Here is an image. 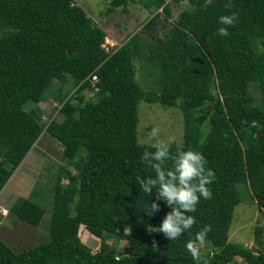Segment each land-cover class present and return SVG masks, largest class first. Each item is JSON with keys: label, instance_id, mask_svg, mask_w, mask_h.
Listing matches in <instances>:
<instances>
[{"label": "trees", "instance_id": "obj_1", "mask_svg": "<svg viewBox=\"0 0 264 264\" xmlns=\"http://www.w3.org/2000/svg\"><path fill=\"white\" fill-rule=\"evenodd\" d=\"M128 1L111 0L108 12ZM137 1L153 11L145 30L157 26L162 39L136 32L108 50L106 31L74 0H0V193L45 130L66 160L53 186L50 237L21 252L0 237V264H196L186 244L205 225L209 264H264L262 229L253 247L230 240L241 201L254 199L264 212V0H230L228 9L229 0H174L190 2L176 16L167 0ZM232 13L230 34L218 35L219 17ZM143 60L149 87L137 79ZM57 86L61 119L46 123L39 106L26 105ZM142 100L180 108L183 142L170 152H201L215 172L212 198H200L188 213L195 224L173 241L146 231L171 209L137 183L155 176L141 159L154 151L139 141ZM151 201L160 211L148 216ZM9 212L38 226L45 208L28 197ZM81 225L101 239L98 251L82 240ZM110 234L127 242L124 250L108 243Z\"/></svg>", "mask_w": 264, "mask_h": 264}, {"label": "rangeland", "instance_id": "obj_2", "mask_svg": "<svg viewBox=\"0 0 264 264\" xmlns=\"http://www.w3.org/2000/svg\"><path fill=\"white\" fill-rule=\"evenodd\" d=\"M167 1L170 2L175 16L190 5L189 1L181 3H176L174 0ZM74 2L80 4L93 17L94 22L106 31L104 47L108 50L120 46L136 32H141L155 42H159L163 37L162 31L158 30L157 26H153L149 31L145 30L144 25L153 15V11L145 8L137 0H129L127 5L119 6L111 12H108L111 0H74ZM137 79L145 87L151 85V75L148 73L144 60L137 61ZM57 88L58 86L53 88L47 100L39 103L29 101L26 108L32 109L39 106L46 123L54 118L60 120L61 103L54 97L57 94ZM67 90L73 93L74 87L69 86ZM253 94L256 98L259 95L255 89ZM139 118L138 136L142 143L167 142L169 138H173L174 143L177 144L183 142L184 115L180 108H165L160 103H149L142 100L139 105ZM153 129L157 130L158 135H152ZM60 144L45 130L0 194V204L2 203L7 208L21 198L28 197H34V200L45 208L42 222L38 226L31 225L16 216H10L7 210L3 212L5 213L3 217L0 215V237L16 252L31 248L50 237L53 186L61 165L66 163L63 145ZM3 209L1 206L0 210ZM256 228L264 231V212L259 209L256 200L246 198L235 208L230 240L253 247ZM80 236L94 252L99 250L101 239L90 234L84 225L80 227ZM108 243L116 246L120 251L124 250L127 245L125 240L119 239L115 234H110ZM203 247L207 250L205 245Z\"/></svg>", "mask_w": 264, "mask_h": 264}, {"label": "clouds", "instance_id": "obj_3", "mask_svg": "<svg viewBox=\"0 0 264 264\" xmlns=\"http://www.w3.org/2000/svg\"><path fill=\"white\" fill-rule=\"evenodd\" d=\"M208 3H211V0H206V5ZM231 7L233 5L229 0L225 3V8ZM236 20L235 13L221 15L219 24L222 27L218 29L217 34L228 36L230 34L228 28L234 26ZM152 135H158L157 130L153 129ZM171 143H174L173 138H169L167 142L157 141L151 145L154 151L145 150L143 152L141 159L154 170L155 176H149L146 179L137 177V183L141 192L149 196H152L153 189H155L156 201L163 200L171 209L159 226L149 224L146 231L149 234H163L166 239L173 241L195 224V218L188 213L196 211L200 198L203 197L205 200L212 198L213 194L208 185L214 181L215 172L207 167L208 161L201 152L192 149L184 151L178 148L176 153L172 154L170 152ZM167 161L172 162V168H166ZM156 201H151L144 210L148 216H153L160 211V204ZM9 210L10 208L7 209V214ZM4 211L5 209L2 212ZM211 230V225H205L196 233L195 241H189L186 244V249L196 264H209L208 259L202 255L201 246L205 243L207 234ZM88 232L92 234L89 230ZM153 249H158V243L155 239L153 240ZM239 260L241 259L239 258Z\"/></svg>", "mask_w": 264, "mask_h": 264}, {"label": "crops", "instance_id": "obj_4", "mask_svg": "<svg viewBox=\"0 0 264 264\" xmlns=\"http://www.w3.org/2000/svg\"><path fill=\"white\" fill-rule=\"evenodd\" d=\"M1 206H2L5 210L8 209L5 205L3 206L2 203L0 204V207H1ZM2 211H3V210H0V215L3 217L5 213L3 214ZM5 216H6V215H5Z\"/></svg>", "mask_w": 264, "mask_h": 264}, {"label": "built area", "instance_id": "obj_5", "mask_svg": "<svg viewBox=\"0 0 264 264\" xmlns=\"http://www.w3.org/2000/svg\"><path fill=\"white\" fill-rule=\"evenodd\" d=\"M93 79H94V80H97V75H94Z\"/></svg>", "mask_w": 264, "mask_h": 264}, {"label": "bare ground", "instance_id": "obj_6", "mask_svg": "<svg viewBox=\"0 0 264 264\" xmlns=\"http://www.w3.org/2000/svg\"><path fill=\"white\" fill-rule=\"evenodd\" d=\"M109 39V41H110V38H108Z\"/></svg>", "mask_w": 264, "mask_h": 264}]
</instances>
